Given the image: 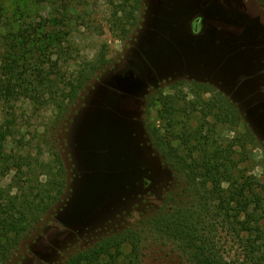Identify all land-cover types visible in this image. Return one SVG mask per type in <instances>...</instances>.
Wrapping results in <instances>:
<instances>
[{"label":"rangeland","instance_id":"374dc122","mask_svg":"<svg viewBox=\"0 0 264 264\" xmlns=\"http://www.w3.org/2000/svg\"><path fill=\"white\" fill-rule=\"evenodd\" d=\"M140 3L137 21L123 19L121 26L115 11L125 5L130 12L135 0H0L1 58L8 56V32L27 31L30 44L17 54L25 76L0 79V209L20 188L28 192L51 176L66 179L67 200L30 237L31 252H17L7 264H56L81 229L96 236L111 224H131L137 206L164 192L167 147L186 158L224 156L243 124L196 82L237 103L264 140V0ZM180 27L187 37L178 36ZM129 72L135 85L123 92L110 85ZM198 94L217 109L208 111ZM234 159L238 176L264 182L263 149L235 148ZM93 177L94 187L97 178L109 186L94 205L80 199ZM218 238L225 252H235L221 230ZM128 252L126 245L123 257ZM10 254L0 238V258ZM141 256V264H185L170 244L152 240Z\"/></svg>","mask_w":264,"mask_h":264},{"label":"trees","instance_id":"16d2710c","mask_svg":"<svg viewBox=\"0 0 264 264\" xmlns=\"http://www.w3.org/2000/svg\"><path fill=\"white\" fill-rule=\"evenodd\" d=\"M125 1V0H124ZM130 12L120 6L115 11L116 25L123 19L137 21L140 0H135ZM121 15V16H119ZM33 31H37L34 29ZM125 30H122V33ZM26 32L5 35L7 59L0 56V79L12 82L27 73L26 66L18 63V52L29 46ZM100 56V65L108 63ZM19 74V75H18ZM84 81L74 86L82 88ZM202 94H218L221 107L227 109L233 122L242 123L243 134L219 155L203 154L199 159L186 158L167 147L162 152L163 165L171 172L167 185L154 202L144 200L135 220L125 226L111 224L105 233L94 236L89 229L76 233V241L68 243L67 249L56 264H99L108 258V264H141L143 244L152 240L170 244L185 264H264V182L256 178L238 176V163L234 159V149H245L247 145L264 151V140L255 126L240 110L238 104L202 82L193 84ZM156 94L151 96L153 104ZM161 95V94H160ZM204 107L212 112L215 102H207L198 94ZM152 145L159 148L156 139ZM29 191L20 188L18 196L10 198L0 209V238L6 240L10 256L0 258L7 264L17 252H31V236L38 231L47 214H52L66 202V179L51 176L44 182L28 186ZM35 194L31 197V192ZM226 235V242L237 247L233 254L219 246L218 231ZM71 244V245H70ZM129 252L123 257V249ZM22 256V255H21ZM20 256H17V259Z\"/></svg>","mask_w":264,"mask_h":264},{"label":"water","instance_id":"95a60500","mask_svg":"<svg viewBox=\"0 0 264 264\" xmlns=\"http://www.w3.org/2000/svg\"><path fill=\"white\" fill-rule=\"evenodd\" d=\"M181 5V4H180ZM183 8L184 5H181ZM176 10L179 9V7H176ZM174 9V8H173ZM150 58L149 61L152 60L154 57L153 55H149ZM114 81L116 85L110 84L113 88L118 89L120 91H124V89H129L130 85H135L136 79L134 78V75L129 72L125 74L124 76L116 75L114 77ZM92 126V125H91ZM87 143L90 145H94V135H90L87 139ZM94 165V163H92ZM98 181H96L97 186L94 187V177L93 178H87L84 184V192L81 194L80 199L84 200L88 204H97L99 203L103 198V195L107 191L108 185H104L102 183V178H97Z\"/></svg>","mask_w":264,"mask_h":264},{"label":"flooded vegetation","instance_id":"af4514ba","mask_svg":"<svg viewBox=\"0 0 264 264\" xmlns=\"http://www.w3.org/2000/svg\"><path fill=\"white\" fill-rule=\"evenodd\" d=\"M179 30V31H178ZM177 31H178V36L179 37H181V38H184V37H187L186 35H185V33L183 32V28L182 27H180L179 29H178ZM176 31V32H177ZM149 61V60H148ZM92 174H94V170L91 172Z\"/></svg>","mask_w":264,"mask_h":264}]
</instances>
